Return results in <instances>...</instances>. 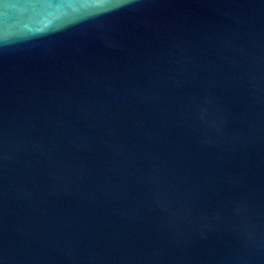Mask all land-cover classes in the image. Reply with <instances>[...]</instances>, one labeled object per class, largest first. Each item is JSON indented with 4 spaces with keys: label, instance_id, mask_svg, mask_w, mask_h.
Returning a JSON list of instances; mask_svg holds the SVG:
<instances>
[{
    "label": "water",
    "instance_id": "1",
    "mask_svg": "<svg viewBox=\"0 0 264 264\" xmlns=\"http://www.w3.org/2000/svg\"><path fill=\"white\" fill-rule=\"evenodd\" d=\"M0 264H264V0H0Z\"/></svg>",
    "mask_w": 264,
    "mask_h": 264
}]
</instances>
